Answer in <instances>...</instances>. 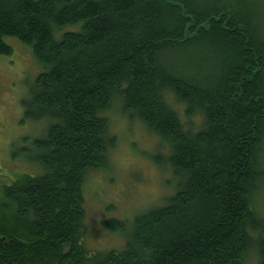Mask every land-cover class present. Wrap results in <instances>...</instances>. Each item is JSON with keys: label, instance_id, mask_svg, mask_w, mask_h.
I'll list each match as a JSON object with an SVG mask.
<instances>
[{"label": "trees", "instance_id": "trees-1", "mask_svg": "<svg viewBox=\"0 0 264 264\" xmlns=\"http://www.w3.org/2000/svg\"><path fill=\"white\" fill-rule=\"evenodd\" d=\"M253 2L0 0V55L15 37L43 69L23 118L47 122L9 156L37 170L0 183V264H244L254 244L264 264V28ZM113 102L166 144L150 158L175 182L133 216L122 249L101 251L85 247L83 185L108 168Z\"/></svg>", "mask_w": 264, "mask_h": 264}, {"label": "rangeland", "instance_id": "rangeland-1", "mask_svg": "<svg viewBox=\"0 0 264 264\" xmlns=\"http://www.w3.org/2000/svg\"><path fill=\"white\" fill-rule=\"evenodd\" d=\"M253 3L263 13L264 28V0H254ZM79 28L80 24L66 25L62 32ZM5 40L12 46V52L0 55V179H3L0 183L10 182L16 172L37 170L24 161L10 160L9 156L24 144L23 137L42 136L47 125L46 121L24 120L22 106V100L30 94L33 79L43 69L29 46L15 37L7 36ZM166 99L183 122L190 121L172 95L167 94ZM104 115L109 120V132L115 136L116 143L108 153V168L87 172L83 185L85 239L90 245L85 244V247L101 251L122 249L133 216L163 204L172 192V182H175L167 167L155 165L150 158L158 153L165 155L168 150L165 143L149 133L141 122L123 114L117 102H113ZM192 121L199 124V116H194ZM258 153L261 165H264V142ZM260 179L255 211L264 216V176ZM108 218L122 220L124 229L108 231L104 225ZM252 248L244 264H258V255Z\"/></svg>", "mask_w": 264, "mask_h": 264}]
</instances>
